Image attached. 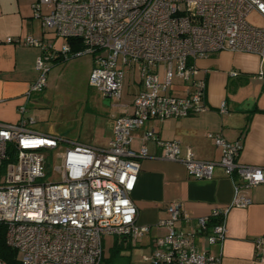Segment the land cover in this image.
Wrapping results in <instances>:
<instances>
[{
  "label": "built area",
  "instance_id": "2783aa9c",
  "mask_svg": "<svg viewBox=\"0 0 264 264\" xmlns=\"http://www.w3.org/2000/svg\"><path fill=\"white\" fill-rule=\"evenodd\" d=\"M43 5L51 6L49 13H43ZM33 8L43 29L65 43L56 50L47 39L7 38L41 50L36 64L40 75L29 93L46 88L48 62L90 53L95 62L90 84L121 110L107 147L76 143L63 151L61 164L53 168L59 180L47 178L43 151L57 152L62 138L32 128L34 120L24 115L25 107L20 121L0 122V231L17 251L14 264H102L106 236L136 242L152 229L137 223L138 209L131 199L140 160L149 157L144 143L132 147V132L150 119L185 118L208 110L196 59L230 51L264 60V0H38ZM252 11L261 15L262 25L248 21ZM70 39L81 40L84 48L71 51ZM126 67L137 68L143 87L131 104L114 103L122 98ZM175 77L183 82L175 84ZM180 85L179 95L173 90ZM219 111L227 112L225 102ZM207 136L221 149L218 161L197 159L191 148L160 140L154 130L145 131L142 140H154L162 158L183 163L193 178L211 179L218 166L237 177L232 204L196 220V231L217 244L226 238L227 228L218 222L208 231L210 219L232 207L249 206L252 200L242 191L264 184V166L239 161L240 141L214 132ZM166 212L157 225L166 233L154 240L141 264L220 263V257L199 250L193 234L177 226L181 219L189 220L180 202L168 203ZM254 242L256 259L264 263V237ZM0 264L10 263L0 257Z\"/></svg>",
  "mask_w": 264,
  "mask_h": 264
},
{
  "label": "crops",
  "instance_id": "0c3cea01",
  "mask_svg": "<svg viewBox=\"0 0 264 264\" xmlns=\"http://www.w3.org/2000/svg\"><path fill=\"white\" fill-rule=\"evenodd\" d=\"M37 1L0 0V122L20 121V109L25 107L24 115L34 120L31 126L36 131L57 136L37 128L39 112L35 103L39 101L32 99L36 93H29L30 85L40 75L36 64L41 50L22 42H7L8 37L23 40L27 36L52 41L48 35L52 31H45L41 18L35 15L33 6ZM56 59L50 62L57 64L70 58ZM195 64L196 77L205 82L208 110L185 118L150 119L132 132V147L139 149L144 143L149 157L140 160L141 169L131 199L138 209L137 223L152 229L136 242L113 236L108 249L104 238L102 264H141V258L134 260L132 253L139 247L138 242L145 248L144 254L151 252L154 240L166 233L165 228L157 225L167 217L166 207L173 201L181 203L185 217L190 220L183 218L177 226L193 234L199 250L220 257L219 264H264L256 259L254 242L264 237V184L243 189L252 200L249 206L232 207L222 217L210 219L208 231L222 222L227 236L220 243L209 244L206 235L196 231V220L232 204L237 177L227 176L218 166L211 179L193 178L183 163L162 158L161 147L154 140H142L145 131L154 130L160 140L177 141L183 149L191 148L197 159L218 161L221 149L207 133H219L229 141L241 142V163L264 166V60L252 53L221 51L198 58ZM49 71L50 67L47 74ZM232 71L238 74L232 75ZM173 91L182 94L183 85ZM249 99L251 107H244ZM222 102L227 106L225 113L219 111ZM105 104L111 105L107 99ZM113 120L104 144L113 138Z\"/></svg>",
  "mask_w": 264,
  "mask_h": 264
},
{
  "label": "rangeland",
  "instance_id": "374dc122",
  "mask_svg": "<svg viewBox=\"0 0 264 264\" xmlns=\"http://www.w3.org/2000/svg\"><path fill=\"white\" fill-rule=\"evenodd\" d=\"M50 5H43V13H49ZM248 21L254 25H262L263 18L257 11L248 15ZM53 41L54 48L61 50L65 40L58 37L54 32H48ZM93 56L84 53L71 57L69 60L54 64L48 62L50 71L47 74L48 88L34 94L32 107L39 112L37 115V128L44 132H53L64 140L57 152L43 151L46 158L47 178L53 176L59 180L60 175L54 174L53 168L61 164L63 151L73 147L76 143H85L94 147L105 148L104 144L111 130L113 119L117 118L121 107L118 105H106L101 92L90 84V71L93 67ZM121 67V60H119ZM175 84L183 81L174 79ZM143 87L140 72L136 67L124 69L122 98L114 103L131 104L134 95ZM45 98H42V97ZM32 127V126H31ZM33 128V127H32ZM59 154V157L57 156ZM106 249L113 243V236L105 237ZM132 253V258L140 260L144 254L143 246ZM145 249V248H144Z\"/></svg>",
  "mask_w": 264,
  "mask_h": 264
},
{
  "label": "trees",
  "instance_id": "16d2710c",
  "mask_svg": "<svg viewBox=\"0 0 264 264\" xmlns=\"http://www.w3.org/2000/svg\"><path fill=\"white\" fill-rule=\"evenodd\" d=\"M69 44L71 46V51H78L84 48L83 42L81 40H69ZM61 58H57L58 61ZM17 251L11 247H9L5 241L4 232L1 228L0 231V257L7 261L10 264H14L16 262Z\"/></svg>",
  "mask_w": 264,
  "mask_h": 264
},
{
  "label": "water",
  "instance_id": "95a60500",
  "mask_svg": "<svg viewBox=\"0 0 264 264\" xmlns=\"http://www.w3.org/2000/svg\"><path fill=\"white\" fill-rule=\"evenodd\" d=\"M251 104H252V100L249 99V100L246 101L244 107H246V106L251 107Z\"/></svg>",
  "mask_w": 264,
  "mask_h": 264
}]
</instances>
